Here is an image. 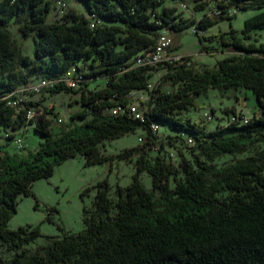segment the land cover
I'll use <instances>...</instances> for the list:
<instances>
[{
    "label": "trees",
    "instance_id": "obj_1",
    "mask_svg": "<svg viewBox=\"0 0 264 264\" xmlns=\"http://www.w3.org/2000/svg\"><path fill=\"white\" fill-rule=\"evenodd\" d=\"M53 1L66 5L58 4L64 10L61 18L49 21ZM76 1L81 11L67 7L64 0H0V98H15L30 83L71 77L67 73L72 68L85 77L77 88L63 82L44 88L53 93L80 91L79 109L66 127L53 136L48 114L54 113L45 107L29 122L43 136L38 147L24 156L0 153V264H264V111L245 122L243 114L232 111L240 120L230 118L212 129L182 117L194 95L208 87H247L264 109V45H245L230 32L221 35L222 44L238 52L213 68L189 66L188 56L156 66L135 61L152 51L160 30L176 32L194 24L206 30L218 18L234 15H223L229 7H262L264 0H212L221 7L217 10L208 9V0H190L212 16L204 13L197 20L182 17L176 5H164L166 0ZM11 24L25 37L33 34L32 56L22 53L12 38ZM253 29H264V10L244 20L246 37ZM157 67L166 70L159 83L148 87L151 70ZM96 77H104L105 85L85 90ZM166 82L172 87L164 89ZM140 89L148 92L146 103L140 100L144 120L105 109L130 102ZM30 104L40 103L29 100L10 107L0 100L4 130L24 128ZM150 123L160 126L158 136ZM161 125L168 128L161 131ZM138 127L146 133L143 143L114 155L100 151L105 139ZM164 141L193 144L190 156L172 164L160 154ZM155 144L158 152L150 155ZM228 153L244 156L218 164ZM77 154L86 165L136 156V171L127 186L116 185L113 195L106 179L84 188L88 192L95 187V194L91 206L83 208L79 232L64 231L38 244V226L9 228L18 196L30 194L34 180L49 176L55 164ZM143 171L151 176V188L140 181ZM3 251L11 256L5 258Z\"/></svg>",
    "mask_w": 264,
    "mask_h": 264
},
{
    "label": "rangeland",
    "instance_id": "obj_2",
    "mask_svg": "<svg viewBox=\"0 0 264 264\" xmlns=\"http://www.w3.org/2000/svg\"><path fill=\"white\" fill-rule=\"evenodd\" d=\"M64 1L67 3V7L79 11L82 10L81 4L76 0ZM180 2L177 0H166L164 5H176L181 16L188 19L197 20L204 13L207 14L208 12L206 10H198L194 6V2L190 0L187 2V8L183 9L180 6ZM65 5V3L62 4V6ZM262 10H264V6L249 7L236 13L230 12L228 8L223 15H230L232 13L234 15L218 18L217 21L201 32L205 36L202 38L191 31L190 27L176 32L174 30L170 31L169 35L172 37L170 49L173 55H170V58L179 60L180 56H188L190 60L189 66L194 65L195 68L202 66L213 68L218 60L220 61L238 52L234 47L222 44L221 35L226 37L230 32H234L235 36L239 37L245 45H264V29L249 30V37H246L242 32L244 20ZM63 11L58 3L53 1L48 14V20L54 21L60 19ZM220 13H212V15ZM207 16L212 17L209 14ZM8 29L12 34V38L22 48V53L32 56L34 50L33 34L28 37L23 36L16 24L9 25ZM78 64L82 65L83 61H78ZM165 70L159 67L151 70L150 87L160 82ZM74 71L75 68H72L67 73V76H72ZM105 83L106 79L104 77L90 79L86 84L85 90L99 89ZM170 85V83L166 82L162 87L169 89L172 87ZM31 97L40 103L42 110L45 107L52 108L54 114L49 113L48 115L52 120L50 129L53 136L66 127V123L72 121L71 114L76 112L80 106L77 101L80 97V91L68 92L62 90L58 93H53L48 89H42L39 93L31 95ZM131 98L133 105H140V100L146 103L148 92L143 89L136 90L131 95ZM257 103L254 93L247 87H208L204 91L202 90L200 93L194 95L192 105L188 110L182 112V117H187L202 125L206 124V129H212L215 126L227 123L233 117L232 111H235L236 115L243 114L248 118H251L253 115H260L264 109L262 106H258ZM59 117L62 119V122L57 120ZM167 128L161 125V131ZM169 131H172V129L169 128ZM5 132L8 131L4 130V127L0 125V153H17L24 156L29 151L35 150L39 142L43 140V136L32 125L27 128L20 127L14 130V137L10 133V136L5 135ZM145 134L142 127H138L133 132L126 133L118 138L105 139L99 144V149L104 154L114 155L124 148L143 143ZM163 135L164 133H161V136L164 138ZM18 138L21 143L20 147L15 142ZM164 142L165 144L162 146L160 154L164 153L172 164L177 165L182 155L186 157L190 156L188 148L189 146H193V144L182 145L176 141L171 145L167 144L166 141ZM157 152L158 150H153L150 155H155ZM242 156H244V153H228L223 155L217 163L233 161ZM135 159L136 156L127 160L113 158L112 160L108 159L102 163L91 165L85 164V158L81 154L64 159L53 166V171H51L49 176L40 177L33 181V184L30 186V194L18 196L16 212L8 220V227L15 229L21 225L38 226L41 233L37 238L38 244L46 243L51 236H61L64 231H81L84 227L82 221L83 208L91 206L95 194V187L90 188L88 192H84V188L96 184L102 179H106L111 187L109 188L110 194L113 195L117 184L127 186L131 182L132 174L136 171ZM139 178L145 187H152V179L147 171L141 172ZM31 245L32 243L28 246L30 247ZM2 255L5 258H9L11 253L3 251Z\"/></svg>",
    "mask_w": 264,
    "mask_h": 264
},
{
    "label": "built area",
    "instance_id": "obj_3",
    "mask_svg": "<svg viewBox=\"0 0 264 264\" xmlns=\"http://www.w3.org/2000/svg\"><path fill=\"white\" fill-rule=\"evenodd\" d=\"M209 1V5L210 8L209 9H221V7H219L214 1L212 0H208ZM63 1H58V4H61ZM180 6L181 8L185 9L187 8V2H180ZM230 12H238V9L235 6H231L229 7ZM91 27L94 26V24L96 23V20L94 18V15L91 16ZM191 31L193 32H203L204 29H200L197 27L196 24L189 26ZM171 40L172 37L169 35L168 32H166V30H160L157 34L156 40L154 41V44L152 46V51L149 52L148 54H146L143 58L144 59H148V58H158V63L160 64V62L164 61V60H169V55L171 53ZM143 58H136V60L138 59H143ZM183 62H189V61H184ZM190 63V62H189ZM85 77H84V72L83 71H78L75 72L71 77H67L65 79H62L60 81H50V80H45L43 83L38 84V83H30V86H28L25 90H22L20 92L19 95H17L15 98H8L4 97L0 98V100H3L8 106L13 107V104H15L16 102H27L29 100H36L33 99L31 97V95L33 94H37L39 93L42 89L47 88L49 86L54 85L57 82H63L65 84H67L69 87H73V88H77L80 84L81 81H84ZM151 84L148 85V87ZM132 94V93H131ZM105 109L109 112L112 113H127V115L135 117V118H139L144 120V105L141 102L140 105H133V101L131 100L130 102H126L124 104H118L115 106H109V107H105ZM42 108L40 107V104H30V110L26 111L25 114V118H26V122L27 124L24 125L23 127L26 128L29 125L30 120H34L36 117L38 118V116L41 114ZM238 118V116H233L231 119L232 120H236ZM239 119V118H238ZM57 120L59 122H62V119L59 117L57 118ZM240 120V119H239ZM241 120L243 122H245L246 120H248V117L246 115L243 116V118H241ZM150 129L151 132L156 134V136H158L160 134V126L157 125L156 123H150ZM9 133L14 135V131H10L8 130V132H5V135H9ZM140 140L142 141V139L140 138ZM15 142L17 143V146L20 147L21 143H20V139H16ZM143 142V141H142ZM188 144H190L192 141H186ZM158 146L155 144L152 146L153 150H157Z\"/></svg>",
    "mask_w": 264,
    "mask_h": 264
},
{
    "label": "bare ground",
    "instance_id": "obj_4",
    "mask_svg": "<svg viewBox=\"0 0 264 264\" xmlns=\"http://www.w3.org/2000/svg\"><path fill=\"white\" fill-rule=\"evenodd\" d=\"M63 4V2L61 3V5ZM214 10H217V9H214ZM144 57V55H143ZM175 59L174 58H170V55H169V60H164V61H174ZM162 61V62H164ZM137 64L136 65H144V66H148V65H151V66H156L158 64V58H148V59H138L137 60ZM161 64V62H160ZM150 87V86H149ZM20 102H23V101H20ZM20 102H16V103H20ZM121 114V113H120Z\"/></svg>",
    "mask_w": 264,
    "mask_h": 264
}]
</instances>
